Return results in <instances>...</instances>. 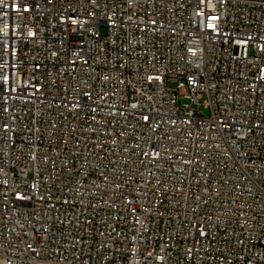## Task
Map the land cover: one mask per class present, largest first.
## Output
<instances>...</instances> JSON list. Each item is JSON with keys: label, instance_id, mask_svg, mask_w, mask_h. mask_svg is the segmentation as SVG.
Instances as JSON below:
<instances>
[{"label": "built area", "instance_id": "obj_1", "mask_svg": "<svg viewBox=\"0 0 264 264\" xmlns=\"http://www.w3.org/2000/svg\"><path fill=\"white\" fill-rule=\"evenodd\" d=\"M0 264H264V0H0Z\"/></svg>", "mask_w": 264, "mask_h": 264}, {"label": "rangeland", "instance_id": "obj_2", "mask_svg": "<svg viewBox=\"0 0 264 264\" xmlns=\"http://www.w3.org/2000/svg\"><path fill=\"white\" fill-rule=\"evenodd\" d=\"M168 87L173 88L174 86L169 85ZM199 103H202L201 101H199ZM199 110L206 116L208 114L207 110H204L202 106H199Z\"/></svg>", "mask_w": 264, "mask_h": 264}]
</instances>
